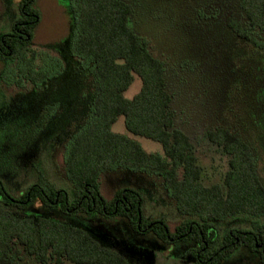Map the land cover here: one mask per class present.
<instances>
[{"label": "rangeland", "instance_id": "rangeland-1", "mask_svg": "<svg viewBox=\"0 0 264 264\" xmlns=\"http://www.w3.org/2000/svg\"><path fill=\"white\" fill-rule=\"evenodd\" d=\"M126 1L136 7L132 27L165 63L176 126L195 146L203 168L202 183L224 184L230 169V156L204 135L207 129L218 127L228 128L250 143L264 181V33L252 31V38L262 44L257 45L230 27L235 20L250 28L241 0ZM35 5L40 13L31 45L40 54L35 64L40 67L48 61L47 69L53 74L40 83L23 80L17 84L11 79L18 73L19 61L0 60V180L13 197L48 181L74 200L76 188L66 172V153L91 117L95 90L89 82L91 74H85L89 68L73 56L74 30L66 5L60 0H36ZM20 13L19 0H0V35L12 31ZM56 60L60 64L49 63ZM141 87L142 80L135 75L124 96L132 99ZM111 130L136 140L148 153L164 154L160 142L130 132L124 115ZM182 175L180 169L178 178ZM99 181L108 200L118 189L137 190L143 197V216L163 218L171 232L186 219H198L178 211L177 200L160 174L117 168L102 171ZM0 203L17 215L46 216L78 226L130 264H202L194 255V241L165 243L152 232H135L123 216L65 213L39 202L21 211ZM256 223H264V216L242 213L229 215L216 225L224 235L230 229H252ZM12 248L14 264H40L17 241ZM217 264L264 263L242 245Z\"/></svg>", "mask_w": 264, "mask_h": 264}, {"label": "trees", "instance_id": "trees-1", "mask_svg": "<svg viewBox=\"0 0 264 264\" xmlns=\"http://www.w3.org/2000/svg\"><path fill=\"white\" fill-rule=\"evenodd\" d=\"M60 1L72 20L73 56L89 68L85 74H91L89 82L95 90L91 117L66 153V172L76 188V197L70 200L65 190L48 181L33 184L13 197L0 180V201L21 211L39 202L65 213L123 216L135 232H152L165 243L194 241V255L202 264H217L242 245L264 263V223H256L252 229H230L224 235L216 225L229 215L264 216V181L250 143L225 127L207 129L205 137L230 156V169L224 184L204 185L195 146L176 126L165 63L131 25L135 5L126 0ZM35 2L19 0L21 13L12 31L0 35V60L19 61L18 73L10 78L17 84L23 80L40 83L53 74L47 69L48 61L40 67L35 64L40 55L31 47L40 22ZM241 5L250 28L235 20L230 27L241 38L262 45L252 38V31L264 33V0H241ZM53 62L60 64L49 61ZM135 75L141 78L142 87L128 99L124 92ZM120 115L125 116L130 132L160 142L164 154L148 153L136 140L113 132L111 127ZM117 168L162 175L177 200L178 211L198 219H186L171 232L163 218L148 220L143 216V197L137 190L121 188L112 199H106L100 189L101 172ZM15 241L40 264H130L78 226L46 216L17 215L0 203V264H14L11 251Z\"/></svg>", "mask_w": 264, "mask_h": 264}, {"label": "flooded vegetation", "instance_id": "flooded-vegetation-1", "mask_svg": "<svg viewBox=\"0 0 264 264\" xmlns=\"http://www.w3.org/2000/svg\"><path fill=\"white\" fill-rule=\"evenodd\" d=\"M2 201V200H1Z\"/></svg>", "mask_w": 264, "mask_h": 264}]
</instances>
